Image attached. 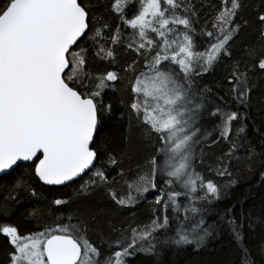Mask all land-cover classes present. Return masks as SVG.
<instances>
[{
  "label": "snow or ice",
  "instance_id": "6c2138e0",
  "mask_svg": "<svg viewBox=\"0 0 264 264\" xmlns=\"http://www.w3.org/2000/svg\"><path fill=\"white\" fill-rule=\"evenodd\" d=\"M130 2L135 0L111 4L120 21L113 28L80 0H0V173L22 168L29 177L21 176L13 191L37 196L29 181L79 185L69 199L53 203H87L85 198L103 192L115 212L140 204L150 190L160 193L143 225L118 227L93 211L28 235L4 226L0 232L11 245L8 264H133L129 258L137 253L159 264L153 258L163 256L161 244L199 250L224 227L243 240V220L225 212L209 224L200 205L222 199L221 186L205 171L230 177L232 160L239 162L245 147L239 140L245 128L235 139L232 128L264 81V14H257V41L243 44L238 41L249 25L241 15L244 0H222L223 7L199 28L193 0H140L129 19ZM125 29L132 31L126 35ZM123 50L127 58L120 64ZM89 52L95 57L91 62ZM220 66L225 68L220 91L197 84ZM125 81L129 100L117 119L103 97ZM209 122L211 130L205 127ZM133 130L152 153L125 168L116 145L130 144ZM220 140L230 147L207 170L198 168L203 148ZM247 150L251 158L254 150L250 145ZM4 199L17 201V195ZM90 223L100 225L101 236L108 232L99 244L88 234ZM248 227L254 228L250 220Z\"/></svg>",
  "mask_w": 264,
  "mask_h": 264
},
{
  "label": "trees",
  "instance_id": "16d2710c",
  "mask_svg": "<svg viewBox=\"0 0 264 264\" xmlns=\"http://www.w3.org/2000/svg\"><path fill=\"white\" fill-rule=\"evenodd\" d=\"M138 1L129 3L128 18H132L133 11H138ZM83 4H91V11L102 22H108L115 28L120 24L119 19L111 13V4L114 0H80ZM195 10L199 13V24L201 27L205 20H211L217 13V10L223 7L222 0H193ZM245 7L241 13L244 20L249 22L248 27L244 30L238 43L256 42L259 36V25L257 14H264V0H244ZM111 13V14H110ZM239 19V18H238ZM242 22V21H241ZM211 25L209 24V27ZM131 29H125V34L130 33ZM200 47L203 44L200 37H195ZM119 51V50H118ZM124 56H118L120 64L124 63L127 58V51ZM134 55V53H133ZM95 59L94 54L89 52V61ZM103 64V61H100ZM126 66V65H125ZM123 71L122 69H118ZM223 66L217 67L214 72H209L203 77L197 78V84L201 88H211L214 92L220 91L218 85L224 74ZM115 91L108 90L103 99L105 105L111 103L116 113V118L122 112V103H127L129 93L126 91L124 83L117 82ZM246 115V119L244 118ZM211 130L212 124L209 122L205 125ZM245 128V132L240 133L239 140L245 145L240 150V161L233 159L231 163L230 177L220 178L215 173L205 171L206 178L214 179L221 186L222 199L211 205H200L206 208L204 213L207 223L219 222L220 216L225 212L234 215L237 221H244L243 240L238 242L227 227L219 229L218 235L209 236L204 245L197 250L195 245L175 248L173 246L158 245L164 248V254L158 259L159 264H245L247 255L248 264H264V81L253 89V103L249 109L242 110L240 119L233 122L232 137L236 138L240 128ZM213 138H218V132L214 133ZM254 150V154L249 158L248 146ZM230 144L220 140L219 144H213L211 148L204 147V164L197 161V167L207 170L209 164H215L218 157L223 155V150H227ZM128 153V156L123 155ZM152 153L150 144L145 143L139 133L133 130L131 134V143H120L116 145V155L123 159L125 168H135L137 162H143L148 155ZM197 155H199V146H197ZM131 157V158H129ZM11 174L0 177V228L4 226L17 227L21 235H28L34 230H43L46 225L55 227L59 220L67 221L69 215L74 218L80 213H88L91 216L93 211L105 213L111 217L112 221L118 226L143 225L149 222L152 209L155 207L152 200V194H160L159 191L148 192L144 195L146 200H142L133 208L123 209L115 212L108 205L111 201L105 193H93L85 198L87 203L71 202L67 205L56 206L53 201L57 198L69 199L71 193L79 185L68 187H48L39 182H30V187L35 189L37 196L33 197L30 190H20L18 194L13 191V185L21 176L29 179L25 170L17 169ZM234 181V183H233ZM161 187L163 184L161 182ZM9 193L17 195V201L5 200L4 197ZM183 201V197L179 201ZM34 210H38L33 216ZM182 215V212H181ZM249 220L254 228H249ZM90 238L97 244L101 241L100 225L91 224L89 230ZM174 234V233H172ZM108 236L105 229L104 237ZM117 234L112 235L116 239ZM5 237L0 232V264H8L10 259L11 245L6 243ZM163 239V236H161ZM245 249L247 252H245ZM133 264H150L149 257L137 253L130 257Z\"/></svg>",
  "mask_w": 264,
  "mask_h": 264
},
{
  "label": "rangeland",
  "instance_id": "374dc122",
  "mask_svg": "<svg viewBox=\"0 0 264 264\" xmlns=\"http://www.w3.org/2000/svg\"><path fill=\"white\" fill-rule=\"evenodd\" d=\"M229 6H230V5H229ZM138 7H140V0L138 1ZM120 74H121L122 76L126 75V73H124L123 71H120ZM124 84L127 85V81H125ZM150 192L153 193V192H155V191L150 190ZM150 192H149V193H150ZM159 195H160V194H152V200H155V198H156L157 196H159ZM100 238H101V241H102L103 237L101 236ZM101 241H100V242H101Z\"/></svg>",
  "mask_w": 264,
  "mask_h": 264
},
{
  "label": "water",
  "instance_id": "95a60500",
  "mask_svg": "<svg viewBox=\"0 0 264 264\" xmlns=\"http://www.w3.org/2000/svg\"><path fill=\"white\" fill-rule=\"evenodd\" d=\"M10 172H11V170H9ZM4 175H7V174H5V173H0V177H2V176H4ZM48 187H61V186H55V185H53V186H48Z\"/></svg>",
  "mask_w": 264,
  "mask_h": 264
}]
</instances>
